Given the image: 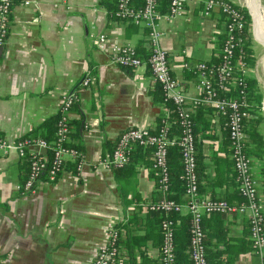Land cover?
Here are the masks:
<instances>
[{"label": "crops", "instance_id": "0c3cea01", "mask_svg": "<svg viewBox=\"0 0 264 264\" xmlns=\"http://www.w3.org/2000/svg\"><path fill=\"white\" fill-rule=\"evenodd\" d=\"M106 1L20 0L10 9L8 36L0 54V135L9 141L26 136L58 114L63 94L73 91L78 99L71 118L79 125L75 123L70 143L79 146L83 163L77 171L69 167L53 181L42 178L23 191L19 186L28 169L24 159L14 151L0 153V264H90L108 242L112 225L119 229L120 246L127 256L123 264H138L141 255L157 263L160 236H148L145 220L140 222L159 193L149 151L137 148L119 171L97 166L112 153L123 130L156 127L164 115L147 67L124 68L110 62L109 48L114 43L146 51L148 44L143 29L111 16ZM203 1L186 0L180 16L160 23V43L168 53L170 70L184 93L194 97L199 94L197 76L184 64L211 60L217 36L224 31L220 9L215 7L204 16ZM228 1L248 10L253 22L255 12L264 22L260 0H246L245 5L241 0ZM102 33L106 42L99 49L96 38ZM253 40L257 54L253 53L254 64H247L246 79L256 81L263 99L253 129L264 142V84L260 80L264 53L256 35ZM85 75L91 78L88 86L81 84ZM206 116L213 132L197 133L202 164L199 193L222 198L235 190L222 172L230 153L220 115L211 110ZM251 121L245 126L247 155L264 213V145L259 147L250 139ZM217 224L235 246L248 238V221L237 212L225 214ZM217 224L206 222L209 228ZM134 235L147 238L132 247L128 241ZM223 246L219 243L218 248ZM232 264H259V257L249 247L238 252Z\"/></svg>", "mask_w": 264, "mask_h": 264}, {"label": "built area", "instance_id": "2783aa9c", "mask_svg": "<svg viewBox=\"0 0 264 264\" xmlns=\"http://www.w3.org/2000/svg\"><path fill=\"white\" fill-rule=\"evenodd\" d=\"M186 0H170L167 11L160 10V0H144L143 5L136 7L131 0H118L116 16L119 20L133 23L146 29V40L149 46L147 59H142L135 47L114 43L109 48L110 62L124 68L147 67L153 82L161 85L167 99L171 100L178 111L180 131H170V113L164 108V117L161 124L150 127H130L123 130L112 150V153L102 158L97 166L101 169H120L125 167L136 148L149 151L151 167L157 175L156 190L161 197L147 205L148 210L174 211L179 215L191 217L189 236V257L191 264H207L204 231L202 218L210 213L231 214L239 213L249 224V239L253 251L259 257V264H264V213L257 194V180L254 178L250 159L246 153L245 120L250 117L246 98L240 100L220 97L221 92H229L231 87L240 86V94L246 95L247 63L236 61L235 51L243 44L241 35L245 29V18L242 11L228 0H204L203 15L209 16L215 7L225 15L226 39L221 52L220 62L217 65L197 62L192 67L185 63L184 67L192 69L197 76L196 89L198 96H187L180 82L173 76L168 53L161 45L163 31L161 21L178 17L184 11ZM11 0H0V47L4 46L9 30V14ZM106 35L100 34L96 38V46L104 48ZM91 81L89 75L81 80L83 86ZM73 91H67L62 96L59 111L56 138L47 141L44 138H30L23 136L9 141L0 135V153L14 151L18 157L29 161V173L26 182L20 189L30 190L33 185L45 175L53 181L58 173L64 170L68 161L78 159L76 168L80 169L83 163L82 153L73 147L67 146L70 141L71 109L77 101ZM206 104L213 107L214 112L225 116V125L228 128L230 159L236 173L238 192L242 201L231 204L227 200L209 196H201L198 190L196 174V137L190 113L197 104ZM170 147H177L180 152L183 178L185 181V201L178 203L167 198L169 191L170 170L168 165V151ZM52 151L49 158L43 152ZM180 225L179 219L167 218L161 224L162 240L159 245L157 264H181L175 255V230ZM108 242L99 248L90 264H123L126 253L118 244L120 232L116 225L109 228Z\"/></svg>", "mask_w": 264, "mask_h": 264}, {"label": "trees", "instance_id": "16d2710c", "mask_svg": "<svg viewBox=\"0 0 264 264\" xmlns=\"http://www.w3.org/2000/svg\"><path fill=\"white\" fill-rule=\"evenodd\" d=\"M19 1L20 0H11V7L13 6V4L18 3ZM117 1L118 0H109L105 2L109 13L111 14V16L115 18H117L116 16ZM169 1L170 0H160L159 8L162 12L167 11ZM131 2L134 6L140 7L143 5L144 0H131ZM235 6H237L244 14L246 25H245V29L243 33L241 34L243 36V44L240 46V48L236 49L234 56L236 58V61L238 62L243 60L247 64L253 65L254 64V56H253L254 51L251 48V38H250L249 31H248L249 25H250V17L248 16L244 7H240L238 5H235ZM225 19H226L225 15L221 13L222 22H224ZM128 26L136 27L137 25L133 23H128ZM143 32L146 33L147 32L146 29H143ZM225 39H226V34H225V24H224V31L222 34H219L217 36V40L215 43L217 49L212 59L209 61H205L207 62V64L217 65L220 62L221 52L224 46ZM135 49L139 57H141L144 60L147 59L149 55V46H148L147 51L144 49L138 48V47H136ZM187 70H189L192 75H195L192 69L187 68ZM245 81H246L245 82L246 90H248L246 95L240 94V90H241L240 86H233L231 87L229 92H221L219 96L227 98L228 100L230 99L240 100L242 97L246 98L247 103H248L249 113L251 114V116L247 120H245V126L247 124V121L249 122L250 120H252L251 122L253 124L252 130H247V133L255 145L262 147L264 145V142L262 141V136L258 134L257 131L253 129V127H254L255 122L259 120V115L257 111L260 110L261 108V101H262V109H263V99L261 100V95L258 91L256 81L254 79H250V80L245 79ZM153 93H154L155 100L158 101L160 104H162L164 108H167L169 110V113H170L169 121L171 125L170 131L179 133L180 126H179V119H178V111L176 110L174 103L171 100L166 98L165 93L161 85L159 84L155 85ZM211 110H214L212 106L200 103V104L195 105L193 107L192 112L190 113V118L193 123V131L196 137V141H195L196 143V174L198 178L199 192L201 189L200 176H201L202 164L200 160L201 155L197 153V145L199 144L198 139H197V133L202 132V131L205 133L213 132L210 129V119L206 116V114L211 113ZM163 117H164L163 115L159 117L158 126L161 124V120L163 119ZM58 120H59V113L45 119L37 127L32 129L26 136L30 138L41 137V138L46 139L47 141H52L56 138ZM220 120H221L223 129H224V136H225L224 141L226 144H228V152L230 153L228 128L225 125V121H226L225 116L220 115ZM78 122L79 121H75L71 119L69 138L73 137L74 135L73 127H75V123H77L76 125H79ZM66 144L69 147H73L76 149L79 148V146L73 143H70V141H68ZM138 149H141V148H138ZM138 149L136 148L134 149V151ZM44 153L49 158L52 157V151L50 149L44 151ZM246 153L247 154L249 153V148L247 147H246ZM23 159L25 161V164H27L28 169H27V176L23 177V181L20 184L21 186L26 182V179L29 173V161L26 158H23ZM77 162H78V159H76L75 161H68L64 167V170L70 167L71 169H73V171H77V168H76ZM168 165H169V170H170V178H169V191L167 193V198L173 199L178 203H182L183 201L182 196L184 195V192H185V181L183 178L180 152L177 147H170L168 151ZM230 166L233 168V161L231 159L228 161L225 160L224 165L222 166V170H223L222 172L225 175L224 181H228V185L233 186L235 190L233 191L232 194L223 196L220 199L227 200L231 204H237L242 201V197L240 196L238 192L237 182L235 178L236 173L234 169L230 168ZM117 170L119 171V168ZM61 172L58 173L57 177L61 174ZM45 177H46L45 175H42L40 179L45 178ZM160 197H161V193L159 192L157 194L156 199H159ZM224 215L225 214H220V213H210V214L205 215L202 218V227L204 231L203 241L205 245V257H206L207 264H232L238 252L245 251L249 247L252 249L251 241L249 239V234H248L247 239L243 237L244 240H242V242L239 245L235 246L231 238L227 237L226 231L222 227H218L217 222L218 223L222 222ZM136 217L138 216L136 215ZM167 218L180 220V225L177 226L175 230V255H176L177 262L181 264H191V260L189 257V236H190L191 217L189 215H186V216L179 215L177 212H174V211L165 212L163 210H157V211L149 210L146 213V216L142 218L140 222H143L145 220V223L143 224H146L147 226V230L149 232L148 236L154 237L156 235H159L160 243H161V240H162L161 224L164 221V219H167ZM209 220L211 222H216L217 227L209 228L206 225V222ZM151 233L153 235H150ZM146 238H147V235L145 236H141V235L135 236L134 235V236H131L130 240L128 241V244L132 247L135 245H141L145 242ZM215 238H216V241L213 240ZM219 243H223L224 245L223 248L221 249L218 248ZM118 244L120 245L119 239H118ZM141 256L142 258L140 259V262L138 264H152V262L148 261L147 258L144 257V255H141ZM133 258H134V255H132L130 260H132Z\"/></svg>", "mask_w": 264, "mask_h": 264}, {"label": "rangeland", "instance_id": "374dc122", "mask_svg": "<svg viewBox=\"0 0 264 264\" xmlns=\"http://www.w3.org/2000/svg\"><path fill=\"white\" fill-rule=\"evenodd\" d=\"M245 1L246 0H241V5H245ZM261 3L264 5V0H260ZM248 12V10H247ZM249 13V12H248ZM255 22L252 21V18L250 16V25H249V34H250V38H251V46L253 47V51L255 53V55L257 54V48H256V45H255V42L253 40V38H255V35H256V38L258 40L259 43L262 44V49H261V54L264 53V30H263V18H262V15L258 14L257 12H255ZM255 25V26H254ZM254 27H255V32H254ZM260 80L261 82L264 84V78L261 76V73H260ZM263 89H264V86H263Z\"/></svg>", "mask_w": 264, "mask_h": 264}, {"label": "bare ground", "instance_id": "6f19581e", "mask_svg": "<svg viewBox=\"0 0 264 264\" xmlns=\"http://www.w3.org/2000/svg\"><path fill=\"white\" fill-rule=\"evenodd\" d=\"M260 66H261V74L264 77V57H262L261 61H260Z\"/></svg>", "mask_w": 264, "mask_h": 264}, {"label": "water", "instance_id": "95a60500", "mask_svg": "<svg viewBox=\"0 0 264 264\" xmlns=\"http://www.w3.org/2000/svg\"><path fill=\"white\" fill-rule=\"evenodd\" d=\"M250 16V15H249ZM252 18V17H251ZM3 52V46L2 47H0V54ZM43 152H44V150H43Z\"/></svg>", "mask_w": 264, "mask_h": 264}]
</instances>
